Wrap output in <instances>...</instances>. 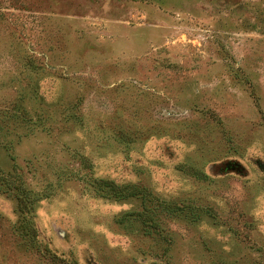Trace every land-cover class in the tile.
<instances>
[{"label":"rangeland","instance_id":"rangeland-1","mask_svg":"<svg viewBox=\"0 0 264 264\" xmlns=\"http://www.w3.org/2000/svg\"><path fill=\"white\" fill-rule=\"evenodd\" d=\"M0 169V264H264V0H0Z\"/></svg>","mask_w":264,"mask_h":264},{"label":"trees","instance_id":"trees-1","mask_svg":"<svg viewBox=\"0 0 264 264\" xmlns=\"http://www.w3.org/2000/svg\"><path fill=\"white\" fill-rule=\"evenodd\" d=\"M17 192L18 209L25 212L28 207V196L24 190L23 182L16 173H4L0 169V190L9 193L11 190ZM35 232V229L33 228Z\"/></svg>","mask_w":264,"mask_h":264}]
</instances>
